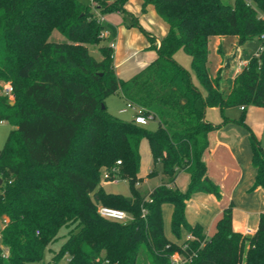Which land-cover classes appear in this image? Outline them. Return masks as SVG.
I'll use <instances>...</instances> for the list:
<instances>
[{
  "label": "trees",
  "instance_id": "1",
  "mask_svg": "<svg viewBox=\"0 0 264 264\" xmlns=\"http://www.w3.org/2000/svg\"><path fill=\"white\" fill-rule=\"evenodd\" d=\"M91 1L0 0V121L14 127L0 149L1 242L8 249L7 256L0 249V264L40 262L64 227L53 263L65 258L66 264H170V255L180 251L192 255L185 264H264V213L257 230L245 235L232 229L230 203L208 239L185 218L192 194L220 196L202 159L208 132L220 126L205 120L208 106L220 110L222 123L228 121L225 109L243 107L235 122L250 133L257 170L251 189L264 188V149L244 121L247 107H264V0H142V10L152 4L169 30L159 46L151 44L156 58L127 80L116 76L113 64L108 38L116 28L99 17L127 15V0ZM53 30L64 40H51ZM104 30L108 35L101 36ZM211 35H236L240 44L261 40V52L226 94L219 74L212 77L207 68ZM179 49L189 55L204 94L175 61ZM115 93L137 110L133 115L156 121V128L110 114L105 99ZM142 138L152 159L146 177H166L144 193L138 175ZM113 167L127 180L130 197L104 190L101 173ZM181 171L190 175L185 191L174 185ZM164 203L173 205L172 233L178 237L184 228L194 239L177 244L166 238ZM100 205L125 211L130 219L103 217Z\"/></svg>",
  "mask_w": 264,
  "mask_h": 264
},
{
  "label": "crops",
  "instance_id": "2",
  "mask_svg": "<svg viewBox=\"0 0 264 264\" xmlns=\"http://www.w3.org/2000/svg\"><path fill=\"white\" fill-rule=\"evenodd\" d=\"M90 3L93 5L92 1ZM142 3V0H127L124 4L127 15H123L119 11L99 15L104 24L113 25L116 28L115 35L108 39L109 42L113 43V64L116 76L122 80L133 77L156 58L157 53L151 48V44L159 46L161 39L169 30L168 23L157 14L155 7L152 4H147L145 10H142ZM133 18L136 19L137 25H132ZM227 38L228 35H211L208 38L207 68L212 77H215L217 73L219 74V89L224 94L230 91L234 77L257 53L256 51V53L245 54L244 45L249 40L240 44L236 35L232 36L235 42L229 43L236 49L234 52L228 51ZM176 54H178V50L173 55L175 61L187 68L190 74L191 72L194 74L191 63L187 62L182 55ZM210 65H212V69L209 68ZM191 77L197 86L192 74ZM197 87L199 88V86ZM199 89L203 94L205 93L202 86ZM113 98H117L120 104L122 102L126 108L125 100L115 93L105 99L108 112L113 109ZM130 110L132 119L134 112L132 109ZM242 112L243 109L240 107L225 109L223 114L228 121L222 123L223 115L217 107L208 106L205 110L206 121L215 125L220 124L208 132V145L202 155L206 166V175L219 187L220 196L216 197L212 193L203 192L192 194L186 201L185 218L189 225L200 226L207 239L214 234L217 221L230 203H232V229L245 235H251L257 230L260 216L264 213V188L251 189L255 182L257 170L252 165L250 133L246 127L235 122ZM244 121L253 135L260 140L264 149V107H247ZM150 122L156 121L150 120L148 124ZM139 152L141 160L138 175L143 178L139 185L156 179L155 183L148 184L147 190H150L164 181L166 177L162 174L151 178L146 177L152 165L151 151L146 138L140 140ZM142 157L143 159L145 157L146 160L144 166L141 165ZM189 179V173L181 171L177 174L174 185L180 191H185ZM161 210L163 231L166 238L177 244L182 243L189 232L182 228L180 236L177 237L172 233L173 205L164 203Z\"/></svg>",
  "mask_w": 264,
  "mask_h": 264
},
{
  "label": "rangeland",
  "instance_id": "3",
  "mask_svg": "<svg viewBox=\"0 0 264 264\" xmlns=\"http://www.w3.org/2000/svg\"><path fill=\"white\" fill-rule=\"evenodd\" d=\"M80 1H82L85 4H89L91 2L90 0H80ZM260 16L264 17V13H261ZM232 36L233 35H228V38L226 41L228 44L231 42H235V40H233L234 38H232ZM50 39L55 40V41H62V40H64V36L60 32H58L57 30H53ZM237 40H238V37H237ZM244 47H245V54L256 53V51L259 50L261 47V40L259 37H253L252 39L247 41V43H245ZM227 48H228V51H233V52L236 49L233 45H230V44L227 46ZM210 50H211V59H212V56H213L212 42L210 44ZM91 52L95 57H99V54L95 48H91ZM176 55H182V57L185 58L187 62L189 61V63H191L189 55H187L182 49H179L178 54H176ZM209 68L212 69V65H210ZM191 74H192L193 79H194L195 83L197 84V86H199V88H201L200 84L198 83L196 76H194V74L192 72H191ZM8 98L10 101H13L12 96H9ZM109 99H111V98H109ZM113 99H114L112 102V105H113L112 108L113 109H110L112 111L109 110L110 114H113L114 116L118 117L121 120L129 121L131 119V110L125 108L124 104H122V102L120 104V101L117 98H113ZM123 109H125V111L121 112L120 110H123ZM156 125H157L156 122H150L146 127L150 128V129H154V128H156ZM12 129H14V127L11 125V123H9L7 121L0 122V149L4 146L6 139H7L8 135ZM144 161H146L145 157H144V159L142 157V162H141L142 166H144ZM101 181H102V173H101ZM155 182H156V179L149 181L146 184L139 185L140 192L141 193L146 192L147 188L149 186L148 184H153ZM104 184L102 186H103L104 190H106L107 192L119 193L125 197L131 196V192H130V188H129V184H128L127 180H124V179L122 180L119 178L117 183H106L105 185ZM67 230L68 229L65 227L62 228L59 231V237L53 243L49 244L47 246V248L45 249L42 260L40 262H35L33 264H66L65 258L58 260L56 263H53V256L56 252H58L61 244L65 240Z\"/></svg>",
  "mask_w": 264,
  "mask_h": 264
},
{
  "label": "built area",
  "instance_id": "4",
  "mask_svg": "<svg viewBox=\"0 0 264 264\" xmlns=\"http://www.w3.org/2000/svg\"><path fill=\"white\" fill-rule=\"evenodd\" d=\"M227 1L232 2L233 0H227ZM106 35H108V31L104 30L101 33V36H106ZM111 46L113 47V43H111ZM261 50H262V46L260 47L259 50H257L256 55H259ZM11 90L12 89H11V86L9 84L5 85L4 92L7 95L11 96L10 95ZM126 108L132 109L134 113L137 112V110L134 107H131L129 104H126ZM240 108L243 109V107H240ZM122 111H125V109H123ZM133 119L138 124L146 125V124H148L150 118L144 117L142 115L134 114ZM119 163H120V161L117 160L116 165H118ZM117 170H118L117 167H113L110 171H102L101 183H117V181L119 180L118 176H116ZM98 213L103 217L115 219V220H118L121 222H126L127 220L130 219L129 214H127L125 211L106 207L103 205H100L98 207ZM143 213H145V210H143ZM3 222H6V219H4ZM2 226H3V223L0 222V249L2 251V255L7 256L8 255V249L1 242ZM247 233H249L248 230H247ZM192 239H194V236L192 234L188 233L184 240L186 241V240H192ZM181 246H182L181 247L182 250H185L187 247L186 244H183V245L181 244ZM191 257H192L191 254L188 256V255L182 254L180 251H175L170 255V264H185L187 261H189L191 259Z\"/></svg>",
  "mask_w": 264,
  "mask_h": 264
},
{
  "label": "water",
  "instance_id": "5",
  "mask_svg": "<svg viewBox=\"0 0 264 264\" xmlns=\"http://www.w3.org/2000/svg\"><path fill=\"white\" fill-rule=\"evenodd\" d=\"M10 103L12 104L13 102L11 101ZM0 183H1V180H0Z\"/></svg>",
  "mask_w": 264,
  "mask_h": 264
}]
</instances>
